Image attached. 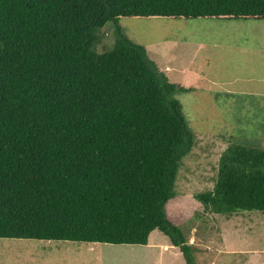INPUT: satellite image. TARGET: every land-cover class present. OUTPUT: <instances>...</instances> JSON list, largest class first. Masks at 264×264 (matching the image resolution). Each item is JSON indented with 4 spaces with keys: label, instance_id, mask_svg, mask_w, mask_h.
I'll use <instances>...</instances> for the list:
<instances>
[{
    "label": "trees",
    "instance_id": "1",
    "mask_svg": "<svg viewBox=\"0 0 264 264\" xmlns=\"http://www.w3.org/2000/svg\"><path fill=\"white\" fill-rule=\"evenodd\" d=\"M150 18L264 21V0H0V239L145 246L158 230L197 264L168 211L195 143L176 99L191 89L119 26ZM194 199L264 214V149L231 144Z\"/></svg>",
    "mask_w": 264,
    "mask_h": 264
},
{
    "label": "rangeland",
    "instance_id": "2",
    "mask_svg": "<svg viewBox=\"0 0 264 264\" xmlns=\"http://www.w3.org/2000/svg\"><path fill=\"white\" fill-rule=\"evenodd\" d=\"M119 26L147 49L171 83L191 89L176 99L195 143L181 163L175 210L168 211L190 243L200 242L197 264L264 262V253L259 254L264 252V214H211L194 199L214 188L221 156L231 144L264 149V21L120 19ZM101 34L106 37L97 46L100 54L113 49L116 25L108 24ZM186 65L194 74L199 69L201 78L187 82ZM158 237L172 245L158 230L150 246L0 239V264H154L163 250L153 246ZM252 250L260 251L253 263ZM165 255V264H175ZM176 264H186L185 258Z\"/></svg>",
    "mask_w": 264,
    "mask_h": 264
},
{
    "label": "crops",
    "instance_id": "3",
    "mask_svg": "<svg viewBox=\"0 0 264 264\" xmlns=\"http://www.w3.org/2000/svg\"><path fill=\"white\" fill-rule=\"evenodd\" d=\"M192 66H188V65H186L185 66V68H184V70H186L188 73H186V75H187V77H186V75H184V79L187 81V82H189V81H191L190 83H192V81H193V79L194 78H201V72H200V70L199 69H197V72H195V73H197V74H194L193 72H192ZM195 70H196V68H195ZM199 73V74H198ZM189 84V83H188ZM230 218H233V217H230ZM195 230V229H194ZM154 233V232H153ZM152 233V234H153ZM151 234V235H152ZM159 238V237H158ZM150 239H151V236H150ZM159 240V242H155L154 243V245L153 246H157L156 248L158 249L159 247H161L162 246V249L164 250H162V253L159 255V256H157L156 258H155V260H154V264H165V254H170V255H168L169 257H171L172 259H173V261L175 262V264L176 263H178V262H180V258H182V256H183V254H181V257H178V256H176V252L178 251L179 253L181 252L180 251V249L178 248V247H175V246H173V245H170V243L168 242V241H165L164 243H163V239L162 238H159L158 239ZM167 240V239H166ZM192 243H190L191 245H198V244H200V242L199 243H194L195 241L194 240H192L191 241ZM149 243H150V240H149ZM162 243V244H161ZM172 244V243H171ZM149 245V244H148ZM147 245V246H148ZM150 246V245H149ZM178 248V249H177ZM258 252H260V251H254V250H252V251H249L248 252V254H250L251 255V258L249 259V260H251L253 257H255V256H258ZM182 253V252H181ZM263 253L264 252H260L259 254L260 255H263ZM162 255H164V256H162ZM172 255V256H171ZM184 257V256H183ZM252 261V263L255 261V259H252L251 260ZM260 264H264V262H262V263H260Z\"/></svg>",
    "mask_w": 264,
    "mask_h": 264
}]
</instances>
